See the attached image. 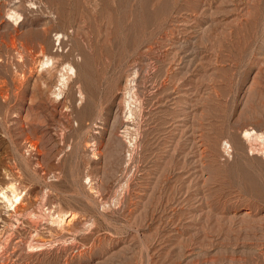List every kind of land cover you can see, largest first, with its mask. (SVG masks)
<instances>
[{
    "label": "rangeland",
    "instance_id": "obj_1",
    "mask_svg": "<svg viewBox=\"0 0 264 264\" xmlns=\"http://www.w3.org/2000/svg\"><path fill=\"white\" fill-rule=\"evenodd\" d=\"M250 129L264 0H0V264H264Z\"/></svg>",
    "mask_w": 264,
    "mask_h": 264
},
{
    "label": "bare ground",
    "instance_id": "obj_2",
    "mask_svg": "<svg viewBox=\"0 0 264 264\" xmlns=\"http://www.w3.org/2000/svg\"><path fill=\"white\" fill-rule=\"evenodd\" d=\"M61 36V35H60ZM59 36V37H60ZM61 38V37H60ZM57 40H58V38H57ZM42 49V48H41ZM50 57V56H49ZM48 61V60H47ZM67 67V66H66ZM65 68V67H64ZM68 68V74L73 70V68L71 67V66H69V67H67ZM66 72V71H65ZM64 72V73H65ZM63 75V74H62ZM60 79V78H59ZM62 79V78H61ZM61 84V83H60ZM59 84V85H60ZM63 88V87H62ZM60 89V88H59ZM57 96V95H56ZM60 96V95H59ZM251 130V129H250ZM252 131L253 130H251V132L250 131H244L245 133V137H253L254 139H258V140H260L262 137H261V135H259V134H255L254 132V134L252 133ZM256 132V131H255ZM243 134V133H242ZM250 138V139H251ZM247 140H249V139H247ZM262 140L264 141V137L262 138ZM253 141H255V140H253ZM250 142H251V140H250ZM263 147V146H262ZM9 186V190L11 189L12 191H13V193H15L16 192V189H15V187H14V185L13 184H10V185H8ZM2 192H4V191H2ZM1 192V195H2V197H3V201L5 202V201H7V202H9L10 203V205H12V207L13 208H16L17 207V204L19 203V202H21V200H22V198H23V196L21 195V194H17V193H15L16 195H15V198L13 199V197L11 198L10 196H9V194H7L6 192H4V193H2ZM11 207V208H12Z\"/></svg>",
    "mask_w": 264,
    "mask_h": 264
}]
</instances>
